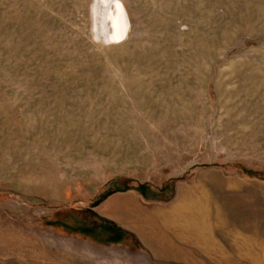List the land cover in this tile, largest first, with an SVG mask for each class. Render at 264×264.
I'll return each mask as SVG.
<instances>
[{
	"label": "rangeland",
	"instance_id": "rangeland-1",
	"mask_svg": "<svg viewBox=\"0 0 264 264\" xmlns=\"http://www.w3.org/2000/svg\"><path fill=\"white\" fill-rule=\"evenodd\" d=\"M102 1L0 0V264H178L94 207L139 186L161 256L264 264V0Z\"/></svg>",
	"mask_w": 264,
	"mask_h": 264
},
{
	"label": "crops",
	"instance_id": "crops-1",
	"mask_svg": "<svg viewBox=\"0 0 264 264\" xmlns=\"http://www.w3.org/2000/svg\"><path fill=\"white\" fill-rule=\"evenodd\" d=\"M127 191H131L132 194H126ZM114 197H118L116 199V201H118V204L113 208V210H111L110 214H108L107 209L112 207L113 203L116 202ZM139 197L143 198L144 200H148V199L152 200V203L149 205L143 204L138 199ZM159 201H161V200L154 199V198H146L144 195H142L136 189H129V190L117 191V193L116 192L113 193L112 195H110L106 199H104L98 206L100 207V213L102 215H104L107 218L109 217V218H112L114 220H117L125 228L136 232L135 234H138V236L140 237V242L144 243L148 247L147 249L149 250L150 253L156 254V256L159 259H162L163 261L171 260L174 262L178 261L177 262L178 264L182 263L184 261L179 259V258L178 259L177 258H166V257H163L160 255V251L164 250L166 248L167 244L169 243L167 241L168 239H165V234H163L164 239H162V240H156L154 238L149 240L146 238L145 234L142 233L141 231L128 227L126 225V222H124V220L121 217L122 214H124L125 216H127V215L131 216V214H132L133 216L135 215L136 217H138L139 220L142 219L141 217H146V216L149 217L150 220L152 218V235H154V227L161 228L164 230L165 222L168 223L170 226H172L171 224L173 222V216H174L172 214H173V212H175V206L169 207V206L163 205ZM100 217H103V216H100ZM105 217H103V218H105ZM176 219H177V221L180 220L179 216L176 217ZM171 229L172 228L167 229L168 233L171 232ZM159 234L162 235V232H159ZM187 237L188 236H186V238ZM170 238L175 245H177V246H179L185 250L189 249L188 248L189 241L187 239H185V241H182V240L180 241L176 237L173 238L170 236ZM153 242H155V243H153ZM169 245L170 244H168V246ZM185 263H187V262H185Z\"/></svg>",
	"mask_w": 264,
	"mask_h": 264
},
{
	"label": "trees",
	"instance_id": "trees-1",
	"mask_svg": "<svg viewBox=\"0 0 264 264\" xmlns=\"http://www.w3.org/2000/svg\"><path fill=\"white\" fill-rule=\"evenodd\" d=\"M249 174H252V172H249ZM262 177H264V175H262ZM130 188H125V189H118L117 191H125V190H129ZM137 191H139L142 195H144L146 198H154V199H158V197L156 195H150L149 192V188L147 186H139L138 188H136ZM117 191H111L109 193H107L106 195L102 196L96 203V205L94 207H97L104 199H106L108 196L112 195L113 193L117 192ZM160 200V199H158ZM95 217L97 219H99L100 221H102L104 223V226L102 227V229L109 233L110 235H113L112 239H110L111 242L108 243H120L124 237L127 235V233L125 231H123L120 227H118L114 222L100 217L96 212H93ZM82 231H84L85 233H90V230L87 229H83Z\"/></svg>",
	"mask_w": 264,
	"mask_h": 264
},
{
	"label": "water",
	"instance_id": "water-1",
	"mask_svg": "<svg viewBox=\"0 0 264 264\" xmlns=\"http://www.w3.org/2000/svg\"><path fill=\"white\" fill-rule=\"evenodd\" d=\"M125 12L121 4H115L113 6V13L110 18V31L114 38L115 43H121L126 39L128 33L129 20H127L126 29L123 30L125 24ZM123 26V27H121ZM123 30V32H122Z\"/></svg>",
	"mask_w": 264,
	"mask_h": 264
},
{
	"label": "bare ground",
	"instance_id": "bare-ground-1",
	"mask_svg": "<svg viewBox=\"0 0 264 264\" xmlns=\"http://www.w3.org/2000/svg\"><path fill=\"white\" fill-rule=\"evenodd\" d=\"M110 4H111L110 0H103L102 1V7H106L107 8V7L110 6ZM124 25L125 26H124L123 29L126 28L127 21H125V24ZM125 221H128V222L131 221L133 224H128V225L133 226L135 229H140V231H142V232L145 231L148 228H151L152 229V218L150 220L149 217H146V218H143V219H140L139 220L137 217H134L133 215H131V216L126 217L125 218ZM154 228L156 229L157 227H154Z\"/></svg>",
	"mask_w": 264,
	"mask_h": 264
}]
</instances>
